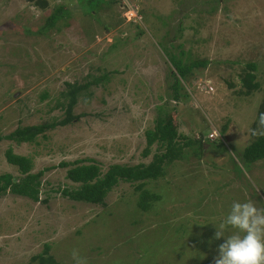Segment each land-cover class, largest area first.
Instances as JSON below:
<instances>
[{
    "label": "rangeland",
    "instance_id": "374dc122",
    "mask_svg": "<svg viewBox=\"0 0 264 264\" xmlns=\"http://www.w3.org/2000/svg\"><path fill=\"white\" fill-rule=\"evenodd\" d=\"M45 1L0 0V135L63 118L66 82L92 83L73 107L79 119L30 142L0 141V174L21 176L6 160L9 148L31 159L32 172L48 167L38 200L0 194V264H39L46 246L57 264H74L73 249L88 264H213L225 240L215 239L217 226L233 202L264 209V159L248 166L240 157L264 101V0H139L140 21L124 19L115 2ZM59 6L61 16L43 28ZM171 53L185 63L209 60L180 79L177 100ZM248 63L259 83L249 94ZM168 112L175 140H204L145 181L157 196L148 209L125 181L101 203L61 194L77 185L61 161L94 158L105 171L164 151L155 141L143 153L145 130ZM213 130L219 137L205 138Z\"/></svg>",
    "mask_w": 264,
    "mask_h": 264
},
{
    "label": "trees",
    "instance_id": "16d2710c",
    "mask_svg": "<svg viewBox=\"0 0 264 264\" xmlns=\"http://www.w3.org/2000/svg\"><path fill=\"white\" fill-rule=\"evenodd\" d=\"M107 2H114V0H102ZM46 4V1L43 0ZM62 11L61 6L56 8L46 19L43 28L52 27L56 20L59 18ZM172 68L169 71L172 79L170 88L172 97L177 100L179 97L180 79L187 77L193 69L205 68L208 65L207 59H195L191 62L185 63L181 58L171 53ZM181 55H184L181 51ZM248 68L252 72L245 74L243 85L246 88L245 92L249 94L252 90L259 88V83L255 81L256 65L248 63ZM90 76V75H89ZM92 81L85 83L66 82V88L61 92L62 96L66 99V103L59 105L64 106V117L61 119L53 118L50 122L17 126L11 132L5 135H0L2 139L14 140L16 142H30L35 140L38 136L44 135L49 129H53L59 125H66L73 120H77L81 115L73 114V107L77 102L78 95L85 90ZM65 104V105H64ZM264 112V101L261 103L258 110V116ZM165 114V115H164ZM163 115L157 116L156 124L153 129L145 130L146 146L143 150L144 155H148L149 147L157 141L160 146L165 147L164 151L155 152L151 160L147 163L140 162L134 165L112 163L105 171H102L100 164L94 158H80L74 161H61L59 166L66 167V178L71 182L76 183L75 187H62L58 188L64 197L70 198L75 201L101 203L108 193L119 181L129 183H136L134 188L139 192L137 206L146 210L149 207V201L157 198L155 194L150 193L144 188V183L149 179H156L164 173V165L171 163L183 154V149L194 143H198L201 147V142L204 140L202 136L196 139L187 140L182 143L175 140L178 135L177 128L173 122V116L168 112ZM226 126H222V132L225 131ZM208 135V134H207ZM205 138L209 139L208 136ZM222 143L219 142L218 146ZM198 152V151H196ZM200 154V153H199ZM5 157L8 163L17 166L21 173L20 177H13L11 173L4 172L0 174V194L11 192L20 196L28 197L33 200H38L41 186V176L48 169L44 167L36 172H32V161L24 155L14 153L11 148L5 152ZM241 160L244 164L250 165L251 163L264 159V136H256L255 139L240 153ZM47 252V246L43 254H38L39 264H57L55 260ZM46 255V256H45Z\"/></svg>",
    "mask_w": 264,
    "mask_h": 264
},
{
    "label": "clouds",
    "instance_id": "9594fccd",
    "mask_svg": "<svg viewBox=\"0 0 264 264\" xmlns=\"http://www.w3.org/2000/svg\"><path fill=\"white\" fill-rule=\"evenodd\" d=\"M255 136H264V112L258 116ZM231 234L225 235L229 229ZM215 239L225 237L218 245V255L213 264H264V209L252 201H234L224 221L217 226ZM74 264H88L78 249L72 250Z\"/></svg>",
    "mask_w": 264,
    "mask_h": 264
},
{
    "label": "built area",
    "instance_id": "2783aa9c",
    "mask_svg": "<svg viewBox=\"0 0 264 264\" xmlns=\"http://www.w3.org/2000/svg\"><path fill=\"white\" fill-rule=\"evenodd\" d=\"M59 1V0H58ZM65 1V0H62ZM115 4L117 3L121 10L122 16L124 19L129 21H140L141 16V8L139 4V0H114ZM209 139L213 140L219 137V134L213 130L210 134L207 135Z\"/></svg>",
    "mask_w": 264,
    "mask_h": 264
}]
</instances>
